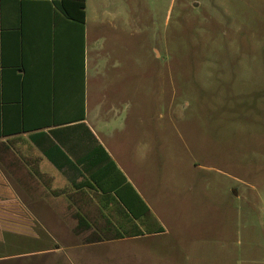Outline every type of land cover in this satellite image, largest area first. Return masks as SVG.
Masks as SVG:
<instances>
[{"label": "rangeland", "instance_id": "374dc122", "mask_svg": "<svg viewBox=\"0 0 264 264\" xmlns=\"http://www.w3.org/2000/svg\"><path fill=\"white\" fill-rule=\"evenodd\" d=\"M88 8L100 11L114 60L130 61L138 130L128 176L168 229L124 238L94 264H264V0ZM18 238H2L0 264H47L34 252L53 244ZM64 251L51 263L70 264Z\"/></svg>", "mask_w": 264, "mask_h": 264}, {"label": "crops", "instance_id": "0c3cea01", "mask_svg": "<svg viewBox=\"0 0 264 264\" xmlns=\"http://www.w3.org/2000/svg\"><path fill=\"white\" fill-rule=\"evenodd\" d=\"M74 1L0 0V243L53 244L34 252L47 264L64 249L70 264H94L127 240L117 234L168 233L128 176L130 61L114 60L100 11L84 0L81 21Z\"/></svg>", "mask_w": 264, "mask_h": 264}, {"label": "trees", "instance_id": "16d2710c", "mask_svg": "<svg viewBox=\"0 0 264 264\" xmlns=\"http://www.w3.org/2000/svg\"><path fill=\"white\" fill-rule=\"evenodd\" d=\"M74 6L79 10L80 13V20L83 21L84 19V9H85V4L84 0H75L74 1ZM125 237H129L128 235H122V234H117L116 236H113L110 239L116 240V239H122Z\"/></svg>", "mask_w": 264, "mask_h": 264}]
</instances>
